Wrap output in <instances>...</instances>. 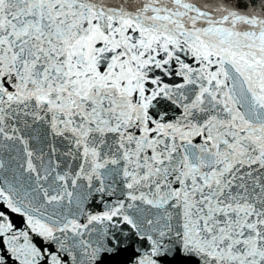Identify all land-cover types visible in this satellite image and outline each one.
Masks as SVG:
<instances>
[{"label":"snow or ice","instance_id":"6c2138e0","mask_svg":"<svg viewBox=\"0 0 264 264\" xmlns=\"http://www.w3.org/2000/svg\"><path fill=\"white\" fill-rule=\"evenodd\" d=\"M0 264H264V0H0Z\"/></svg>","mask_w":264,"mask_h":264}]
</instances>
